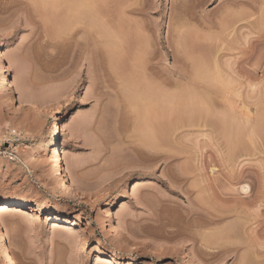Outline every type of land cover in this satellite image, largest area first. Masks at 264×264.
Here are the masks:
<instances>
[{
	"label": "rangeland",
	"instance_id": "obj_1",
	"mask_svg": "<svg viewBox=\"0 0 264 264\" xmlns=\"http://www.w3.org/2000/svg\"><path fill=\"white\" fill-rule=\"evenodd\" d=\"M0 52V121L35 156L0 158V264H264V0H0Z\"/></svg>",
	"mask_w": 264,
	"mask_h": 264
},
{
	"label": "bare ground",
	"instance_id": "obj_2",
	"mask_svg": "<svg viewBox=\"0 0 264 264\" xmlns=\"http://www.w3.org/2000/svg\"><path fill=\"white\" fill-rule=\"evenodd\" d=\"M127 6H130V5H126V8L128 9V11H127V13H129V14H133V13H135L136 11H134L133 9L131 10V8L130 7H127ZM125 7V6H124ZM125 9V8H124ZM130 9V10H129ZM124 13H126V9H125V11H124ZM87 18V20L89 19V17H91L90 15L88 16H86ZM85 18V17H84ZM92 18V17H91ZM94 18V17H93ZM119 19V17L117 18V17H115V16H108V15H104V59H106L105 61H108V65H112V62H114V61H116V60H118L119 58V56H118V52L119 51H121L120 49L122 48V45H123V43H122V38L120 37V35H118V34H116L114 31H112V28H113V26H112V23L114 24L115 23V20L117 21ZM89 21H91V20H89ZM100 21L101 22H103V20L102 19H100ZM76 44V43H75ZM92 54H93V52H92ZM0 55H1V52H0ZM118 56V57H117ZM116 57H117V59H116ZM136 58V57H135ZM116 59V60H115ZM189 60V59H188ZM191 62H192V60H190ZM197 62V61H196ZM107 63V62H106ZM193 63V62H192ZM215 63V62H214ZM114 64H115V62H114ZM113 64V65H114ZM195 64V63H194ZM193 64V65H194ZM199 64V63H198ZM217 64V63H216ZM215 64V65H216ZM112 65V66H113ZM116 65V64H115ZM195 67H197V65L196 66H194V67H192V68H194V70L196 71L197 70V68H195ZM110 68V70H112V71H114L113 70V68L112 67H109ZM200 68H201V66H200ZM109 70V71H110ZM194 70H192V71H194ZM218 70H219V68H218ZM199 71V70H198ZM216 71V70H215ZM111 72V71H110ZM117 72V70L114 72V73H116ZM114 73H112L113 75H114ZM200 73H202L203 74V71L202 70H200ZM206 73V72H205ZM205 73L203 74V75H205ZM197 74V72H195V75ZM199 74V73H198ZM202 74H200L202 77H203V75ZM207 74V73H206ZM219 74V73H218ZM193 75V74H192ZM117 76V75H116ZM177 77H178V80H183L184 78H185V76L182 74V73H179L178 75H177ZM204 77H206V76H204ZM204 77L202 78V79H204ZM196 78L199 80L200 78L199 77H197L196 76ZM202 79H200V81H203ZM208 80V79H207ZM16 80L14 79V81H12V87H14V88H17V86H18V84H16L17 82H15ZM227 87V86H226ZM231 88V87H230ZM229 88V89H230ZM226 89V88H225ZM23 90V89H22ZM149 90V89H148ZM151 90L152 89H150V92L149 93H151ZM155 90V89H154ZM156 90H157V88H156ZM227 90V89H226ZM231 90V89H230ZM24 91V90H23ZM22 91V92H23ZM153 91V90H152ZM158 92H159V90H157ZM165 92H166V90H164ZM153 92H155V91H153ZM165 92H163L164 94H163V96H165V94H166V96H167V93H165ZM227 92H228V90H227ZM155 93H157V92H155ZM161 93V92H160ZM234 93V92H233ZM24 94V93H23ZM151 94H153V97L155 98V94L154 93H151ZM159 94V93H158ZM235 94V93H234ZM233 94V95H234ZM237 94V93H236ZM30 95V94H29ZM28 95V93H26L25 92V94L23 95V98H24V100H26V102H30V105H31V101H29V99H31L30 97L31 96H29ZM150 95V94H149ZM160 95H162V94H160ZM160 95L157 97L156 96V99H155V101L156 100H159L158 98H160V100L159 101H161V103H162V101H164V99L163 100H161V97H163V96H161L160 97ZM223 95V94H222ZM151 96V95H150ZM169 96H171V95H169ZM224 96V95H223ZM138 97V96H137ZM152 97V96H151ZM235 97V96H234ZM136 98V97H135ZM140 98H143V96L142 97H140ZM150 98V97H149ZM149 98H148V100H149ZM167 98V97H166ZM169 98V97H168ZM171 98V97H170ZM169 98V100L168 101H172V98L170 99ZM147 99V98H146ZM28 100V101H27ZM32 100V99H31ZM142 100V99H141ZM150 100H152V99H150ZM149 100V101H150ZM144 101H145V99H144ZM153 101V100H152ZM159 101H156V103L157 102H159ZM167 100L166 101H164V102H168ZM27 103V104H28ZM153 103H154V101H153ZM168 103H170V102H168ZM225 103H226V105H227V107H228V113L230 114V116H228L227 114V116L229 117V119H235L236 120V118H235V116L236 115H232L231 116V114H233L234 113V111H235V106H236V103L235 102H233V101H231L230 99H226L225 100ZM225 106V105H224ZM238 107V106H237ZM148 110H151V109H149V108H147ZM147 110V111H148ZM165 110L167 111L168 109H166V107H165ZM165 110H162V112L165 114V116H164V118H165V120H163L164 121V123L166 124H162L161 123V126L163 125V127H160V124H156V126L157 127H155L154 125H155V123L153 124V126H151V125H148V119L145 121L146 123H147V125L148 126H146L145 127V129H144V127H143V125H142V129H144L143 131H141L140 130V128L138 129L139 131H137L135 128L136 127H139V126H136V125H134V126H136V127H134V129H135V131H137V132H135V134H138L139 132H143V133H139L138 135H141L140 137H142V136H145L146 138H143V142H140L139 141V143H141L140 145H141V147L144 149H142V148H140V149H136L135 151H138V153H141L140 155H142L143 153H145V151L147 150V151H150V152H152L151 151V148H152V150H154L153 148H154V145H153V143L155 142V140H156V142H157V140H159V139H161V138H165V136H168V134L170 133V131H171V129L173 128V127H169L171 124H169V122H167L166 121V119H167V115H166V112H165ZM244 111V110H243ZM137 112V111H136ZM135 112V113H136ZM142 112V111H141ZM238 112V111H237ZM143 113V112H142ZM163 113H162V115H163ZM191 113V112H190ZM224 114H225V112H223ZM140 114V113H139ZM161 114V113H160ZM135 115V114H134ZM142 116L141 117H137L138 116V114H137V116H133V118L134 119H132L133 121H135V119H136V121L138 120V118H139V120L144 116V114H141ZM161 115V116H162ZM241 115V114H240ZM239 115V116H240ZM262 115V114H261ZM260 115V116H261ZM140 116V115H139ZM220 116V115H219ZM222 116H225V115H223L222 114ZM144 117H146V116H144ZM142 118V120L141 121H143V120H145V118ZM226 117V116H225ZM244 117V116H243ZM250 117V116H249ZM148 118V117H147ZM164 118H162V119H164ZM217 118V117H216ZM246 118V117H245ZM222 119V121H224L223 119H224V117L223 118H221ZM229 119H227V120H229ZM248 119V118H247ZM256 119H257V117H256ZM217 120V119H216ZM232 120V121H233ZM235 120H234V122H235ZM246 120V119H245ZM243 121V120H242ZM258 122H259V120H257ZM145 122H143L144 123V125H145ZM218 122H220V121H218ZM233 122V123H234ZM256 122V121H255ZM160 123V122H159ZM241 123V122H240ZM249 123V122H248ZM224 124L225 123H223V126H224ZM243 124V123H242ZM173 125V124H172ZM57 126L58 125H54V127H53V133L54 134H56V133H58V128H57ZM174 126V125H173ZM221 126V125H220ZM229 126V125H228ZM234 126H235V124H234ZM0 127H4V128H10V127H8V125L6 124V123H4V122H2V121H0ZM245 127V126H244ZM171 128V129H170ZM11 129H13L14 130V132L16 133V135H17V137L18 138H20L21 139V141H19L16 145H14L13 146V149H14V151L16 152V153H20V154H23V155H26L27 156V158L29 159V160H34L35 159V156H34V154L32 153V151L30 150V147H29V145L28 144H26L25 143V141L27 142V141H33V136L32 135H30V131L29 130H27V129H20V130H17V127H15L14 126V128H11ZM230 129V127H228V130ZM235 129H237V128H235ZM253 129V128H252ZM235 131V130H234ZM228 132V131H227ZM240 132V131H239ZM133 133V132H132ZM231 133H232V131L230 132V134H228V136H230L231 135ZM235 133H236V131H235ZM170 134H172V131H171V133ZM240 134V133H239ZM238 133H236V136H240ZM134 135V134H133ZM136 135H134L133 136V138H136L135 137ZM139 137V136H138ZM137 137V138H138ZM235 137V136H234ZM133 138H131L132 140H133ZM167 138V137H166ZM229 138V137H228ZM227 138V139H228ZM238 138V137H237ZM230 139V138H229ZM232 139V138H231ZM235 139V138H234ZM139 140H140V138H139ZM166 140V139H165ZM164 140V141H165ZM168 140H169V137H168ZM233 140V139H232ZM162 141V140H161ZM155 142V143H156ZM159 142V141H158ZM166 142V141H165ZM230 142V141H229ZM139 143L137 144V145H139ZM154 143V144H155ZM162 143V142H161ZM157 144V143H156ZM155 144V145H156ZM160 144V143H159ZM232 145H234L233 143H232ZM233 147V146H232ZM139 148V147H138ZM146 149V150H145ZM156 149V148H155ZM134 151V150H133ZM134 151V152H135ZM146 151V152H147ZM155 152H156V150H154ZM160 150H158V152H159ZM154 152V153H155ZM148 153V152H147ZM158 154V153H157ZM138 155V154H137ZM145 155H147V154H145ZM151 155V154H150ZM150 155H149V157H150ZM152 155H153V153H152ZM139 156V155H138ZM158 156H159V154H158ZM143 157H144V155H143ZM146 157V156H145ZM154 157V156H153ZM162 157H165V156H162ZM159 158V157H158ZM170 158V157H169ZM163 160L165 161V159L163 158ZM178 177V176H177ZM184 177V176H183ZM178 179V178H177ZM183 180H184V178H183ZM181 181V180H180ZM248 188V187H247ZM245 191L246 190V187H241V191ZM248 190V189H247ZM20 194H21V191L20 190H15V191H13V192H11V195L10 196H8V197H5V198H3L2 200H0V216L1 215H3V213L4 212H7V211H10V208L12 207V206H14L15 204H17L18 202H19V199H20ZM118 204L119 203H117V202H114L113 203V205H112V207H111V209H110V213L112 214V212L115 210V209H117L118 208ZM108 215H109V213H108ZM115 225H116V228L117 229H119V230H122V231H124L125 232V229H124V227H123V224H122V221L120 220V218L118 217V216H115ZM6 228V227H5ZM127 234V236L129 237V238H134V236L132 237L131 236V234H129L128 232L126 233ZM137 239V238H136ZM246 256V255H245ZM103 258H105L106 260H107V262H109V263H111V264H114V263H117L118 262V260H119V258H118V256H116V255H112V254H106V253H104L103 254ZM247 258V257H246ZM246 260H244V262H245ZM248 262V261H247ZM246 264H248V263H246ZM251 264V263H250Z\"/></svg>",
	"mask_w": 264,
	"mask_h": 264
},
{
	"label": "built area",
	"instance_id": "obj_3",
	"mask_svg": "<svg viewBox=\"0 0 264 264\" xmlns=\"http://www.w3.org/2000/svg\"><path fill=\"white\" fill-rule=\"evenodd\" d=\"M20 138L11 128L0 127V158L7 161H14L17 159V153L14 151L13 146L16 145Z\"/></svg>",
	"mask_w": 264,
	"mask_h": 264
}]
</instances>
